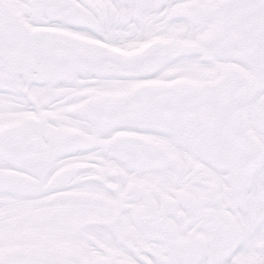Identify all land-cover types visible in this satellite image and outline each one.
<instances>
[{"label":"snow or ice","instance_id":"1","mask_svg":"<svg viewBox=\"0 0 264 264\" xmlns=\"http://www.w3.org/2000/svg\"><path fill=\"white\" fill-rule=\"evenodd\" d=\"M0 264H264V0H0Z\"/></svg>","mask_w":264,"mask_h":264}]
</instances>
